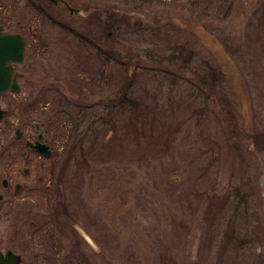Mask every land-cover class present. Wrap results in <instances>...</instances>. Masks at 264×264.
I'll return each instance as SVG.
<instances>
[{
	"label": "rangeland",
	"instance_id": "1",
	"mask_svg": "<svg viewBox=\"0 0 264 264\" xmlns=\"http://www.w3.org/2000/svg\"><path fill=\"white\" fill-rule=\"evenodd\" d=\"M139 1L70 0L97 9L83 17L0 0V15L37 29L34 76L70 78L78 100L51 156L18 159V217L0 220V248L45 264L29 259L55 209L42 252L56 264L73 252L80 264H264V0L119 5ZM109 8L127 20L109 22Z\"/></svg>",
	"mask_w": 264,
	"mask_h": 264
},
{
	"label": "flooded vegetation",
	"instance_id": "2",
	"mask_svg": "<svg viewBox=\"0 0 264 264\" xmlns=\"http://www.w3.org/2000/svg\"><path fill=\"white\" fill-rule=\"evenodd\" d=\"M12 15L11 11L0 15V31L3 34L20 35L25 47L21 61L14 60L12 57L16 56L15 52L9 51L6 54L10 57L4 63L5 67L10 68V75L4 90L0 91V220L4 217L15 220L18 217L19 194L23 189V183L18 179V159L21 157L28 160L31 153H38L27 142H35L40 135V141L53 152L52 145L57 130L63 123V116H66L64 106L67 103L74 104L69 98L73 94V84L67 83V77L34 76L35 61L33 57H29L28 45L30 36L34 37L37 29L30 19L19 25L18 21H13ZM19 111L22 115H19ZM35 112L43 113L46 117L34 121L31 116ZM31 123L34 126L33 132L36 131L35 136L29 130ZM20 147H23L22 152ZM38 156L42 157V154L38 153ZM22 170L27 173L30 169L24 167ZM0 250L3 253L14 251L11 247ZM24 258L21 256L19 264L23 263Z\"/></svg>",
	"mask_w": 264,
	"mask_h": 264
},
{
	"label": "water",
	"instance_id": "3",
	"mask_svg": "<svg viewBox=\"0 0 264 264\" xmlns=\"http://www.w3.org/2000/svg\"><path fill=\"white\" fill-rule=\"evenodd\" d=\"M49 3L59 7L64 8L66 5L69 7V14L72 16H87L93 11V8L84 10L81 5L72 6L70 0H47ZM24 40L20 35L17 34H3L0 31V91L4 90L7 84L10 68L5 67L4 63L8 56L6 53L9 51L15 52L16 56L12 57L14 60L21 61L24 54ZM41 139V136H38ZM31 147L35 148L40 153L44 155L50 154V149L48 146L39 140L35 143L27 142ZM20 261V256L14 254L11 250L7 251L5 255L0 252V264H18Z\"/></svg>",
	"mask_w": 264,
	"mask_h": 264
},
{
	"label": "trees",
	"instance_id": "4",
	"mask_svg": "<svg viewBox=\"0 0 264 264\" xmlns=\"http://www.w3.org/2000/svg\"><path fill=\"white\" fill-rule=\"evenodd\" d=\"M143 1L144 0H140L139 2H137V3H134V4H132V5H129V3H127V2H125V3H119V5H125V4H127L128 6H130V7H132V8H136V7H139V6H141V2L143 3ZM147 1V0H146ZM115 6H112V8H114ZM120 7V6H119ZM110 9V8H109ZM123 9V8H122ZM95 12H97V9H95L90 15H92L93 13H95ZM111 14L110 15H112V18L111 19H108V21L109 22H112L113 21V19H114V16H116L115 17V19H126L127 20V14H126V12H120V11H116V10H112V9H110V11H109ZM113 14H114V16H113ZM113 30V29H112ZM113 32H114V30H113ZM90 41H86V44L87 45H90ZM81 66V65H80ZM127 79V78H126ZM92 82L91 83H93L94 82V77L92 78ZM128 81V80H127ZM69 83V82H68ZM127 83V82H126ZM120 87V86H119ZM119 87H118V89H116V90H119ZM122 88L123 89H125L124 88V85H122ZM82 89H83V86H82ZM84 90V92H82V93H80V95H83V97L84 96H88L89 95V92L88 91H86V87L83 89ZM115 90V91H116ZM125 99V93L123 92L121 95H120V97H117L116 98V101L118 102V103H121L123 100ZM74 102V106H78V100H74L73 101ZM81 115V114H80ZM81 120H82V116H81ZM72 131V130H71ZM72 133V132H71ZM88 136V134H87V132H83V133H81V135H80V142H83V140H85V138ZM79 142H76L75 144H73V147L72 148H74V146H76L77 144H78ZM85 146L86 145H84L83 147H82V149L80 150V154L82 153V155H83V157H91V154H90V152L91 151H87L86 149H85ZM77 148V147H76ZM79 150V149H78ZM72 151H75V149L74 150H72ZM75 153H76V151H75ZM70 157H69V159H71L72 158V155H69ZM44 194H42V196H43V199H44V201H45V198H46V194H45V191H42ZM63 206V205H62ZM57 210H58V208H57ZM50 212V211H49ZM52 213H49V216L48 217H50V216H52L53 217V219H54V221H48V220H46V221H42L41 222V227L40 228H45V232H44V235H41L40 236V238L39 239H41L42 237H43V239H41V242L39 243V244H36V248H38V252H34L35 253V255H34V259H31V260H36V259H38L40 256L43 258V259H45L44 260V263L45 264H56V260H57V257H55V255L53 256V257H51V259H49V258H47V259H49L48 260V262H46V257H45V253L44 252H42V251H44V250H47L48 248H53V246H54V236H55V232H53V229H52V227H49V222H51V224H50V226H52V223L54 222V223H57V218H55V215L57 214V212H56V210L54 209V210H52L51 211ZM56 217H58V216H56ZM55 227H57L58 228V225L56 224V226ZM33 236H34V234H32V239H33ZM31 239V240H32ZM31 240H29V241H31ZM27 248H28V244H27ZM48 251H49V249H48ZM73 252V251H72ZM73 253H75V252H73ZM70 254H72V253H70ZM69 257H71V261L69 262V264H80L79 262H81V261H84L85 260V258H83V257H80V256H78V255H70ZM42 259V260H43ZM38 260H36L33 264H38V262H37ZM66 264V263H65Z\"/></svg>",
	"mask_w": 264,
	"mask_h": 264
}]
</instances>
